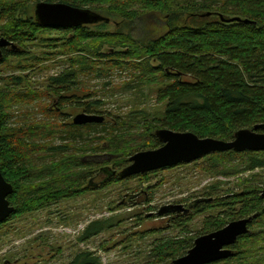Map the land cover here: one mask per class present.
<instances>
[{"label": "rangeland", "instance_id": "1", "mask_svg": "<svg viewBox=\"0 0 264 264\" xmlns=\"http://www.w3.org/2000/svg\"><path fill=\"white\" fill-rule=\"evenodd\" d=\"M0 1L17 7L14 21L33 19L37 0ZM99 2L109 14L99 12L108 15L110 21L86 26L87 33L139 34L142 35L141 41H149L165 35L170 23H190L193 19L178 14L172 21L170 15L151 11L134 0ZM128 11H137L139 20L122 18L121 13ZM4 25L5 22L0 20V28ZM71 39L72 33L53 30L35 33L21 43L15 42L22 54L9 56L6 62L0 63V89L36 93L38 97L29 102L18 101L7 109L12 115L7 126L21 127L24 121L36 125L50 122L44 108L55 107V102L59 101L49 90L53 87L51 77L70 68L73 61L84 58V62H93V68L92 71L81 72L76 85L62 93L69 99L60 110L63 121L68 122L76 114L85 112L83 106L86 104L87 107H94L91 113L103 115L108 122L116 117L123 119L127 129L117 134L116 141L129 149L122 152L125 156L108 162L110 168L124 164L129 152L161 146H154L144 136L149 122L163 115L165 103L156 100L160 82L153 80L152 74L147 75L136 68L133 65L135 59L119 62L120 65L116 66L107 64L108 61H115L114 52L125 51L126 48L113 49L109 41L94 37L80 43V51H71ZM99 43L102 44L99 52L104 57L95 54L94 48ZM150 63L156 65L153 59ZM105 133H85L82 139L75 140L71 152L61 155L78 158L77 161L73 159L75 163L71 169L84 175L80 177L83 187L109 156L114 157L120 151L99 148L94 152H74V148L89 143L101 145L108 139ZM60 139L58 137L53 143L58 145ZM47 154L44 163L35 161L41 170L61 157ZM240 157L208 154L189 163L110 181L97 189L50 203L42 209L9 217L0 227V264H67L82 251L97 257L99 264H171L170 258L158 259V245H173L183 238H196L207 233L210 224L226 223L227 216L240 211L242 197L247 198L251 191L261 193L264 167L243 170L247 160ZM81 158L84 161L90 158L96 165H79ZM100 179L101 176H97L94 182ZM200 197H208L210 202L200 203L189 215H180L178 219L176 212L158 214L164 206L181 204L187 207ZM95 220H110L114 225L82 240L84 228ZM250 230L259 234L254 243L248 241L242 251L249 252L248 248L253 250L254 245L259 246L255 256L244 252L241 257L218 264H264V215L252 223Z\"/></svg>", "mask_w": 264, "mask_h": 264}, {"label": "trees", "instance_id": "2", "mask_svg": "<svg viewBox=\"0 0 264 264\" xmlns=\"http://www.w3.org/2000/svg\"><path fill=\"white\" fill-rule=\"evenodd\" d=\"M39 1L42 0H37L35 3ZM43 1H57L76 7H88L96 13L109 17L99 12H109L108 9L102 7L100 0ZM134 1L144 4L151 11L170 15L172 21L178 14H185L186 17L193 19L190 23H170V28L165 35L149 41L148 39L141 41L142 35L139 34L137 36L87 33L85 30L87 27L84 25L72 28H47L39 25L34 17L28 21H14V12L17 7L0 1V20L5 22V25L0 28V38H7L15 45V50L1 49L0 63L6 62L9 56L21 55L22 51L15 42H24L38 32L56 30L62 33H72L69 43L71 51H80V43L85 39L93 40L97 37L109 41L113 49L126 48L125 51L114 52L112 55L115 56V61L113 63L108 61L107 64L116 66L120 65L119 62L135 59L136 62L133 65L136 68L142 69L147 75L152 74L153 80L160 82L161 86L157 90L156 100L159 103H165L163 115L159 119L151 120L150 125L148 124L144 131L146 132L144 136L154 146L162 144L154 134L160 128L180 132L189 131L201 138L211 137L228 141L233 139L234 133L239 129H253L257 124H264V0ZM139 16L137 11L121 13L122 18L134 21L139 20ZM220 17L225 19L239 17L240 21L224 22ZM245 19L248 22H244ZM102 24L106 22L96 25ZM100 45L102 44L99 43L94 51L97 56L104 57L99 52ZM152 59L156 65L150 63ZM92 68L93 62H84L82 58L73 61L71 67L64 72L51 77L53 87L49 90L58 97L59 101L55 102V107L44 108L49 118L53 116L55 118H47L50 122L40 125L24 121L21 127L7 126L6 123L12 116L7 109L18 101L24 103L35 100L38 94L16 92L10 88L0 89V172L13 188L12 193L7 197L10 205L14 207V212L9 219L25 212L42 209L50 203L77 196L86 190L97 189L110 181L121 179L117 172L129 163L128 157L134 151L129 152L125 163L118 164L117 168H110L108 162L120 159L121 155L125 156L122 152L129 149L128 146L125 147L116 141L117 134H122L123 130L127 129L124 120L116 117L108 122L105 118L102 123L76 125L71 120L63 121L64 116L60 112L62 107L69 102V99L62 96V93L76 85L81 72L92 71ZM90 104L95 106L94 102ZM87 105L83 106L84 111L91 113L94 107H87ZM259 131L264 132V129ZM94 132H106L108 139L101 145L88 142L87 145L83 144L74 148V152H94L99 148H111L114 152L117 150L120 152L108 158L83 187L81 184L84 182L80 183V177L84 175L81 176L71 169L75 163L73 159L77 161L78 158L76 156L73 158L72 155L68 157L61 155L71 152L75 140L82 139L85 133ZM57 135L61 138L58 145L53 143L57 140ZM47 153L61 157L51 162L50 167L44 166L41 170L35 165V161L44 163V156H47ZM210 154L217 157L241 156L240 158L247 160L243 170L264 167V151L228 150ZM78 164L96 165L90 158L86 161L81 158ZM112 171L116 173L112 174ZM97 176H101V179L94 182ZM203 198V201L195 199L188 204L187 213L176 212L175 216L179 219L180 215H189L200 203L210 202L208 197L201 199ZM262 202L261 195L254 191H251L247 198L242 197L240 211L227 216L226 223L255 214L256 216L252 217L248 224V232L241 235L235 244L230 246L233 255L211 264L229 262L241 257L245 252L242 251L243 246L248 241L254 243L259 233L251 231L250 228L253 222L264 215ZM175 219L177 218L173 220ZM3 223H0V227ZM226 223L210 224L207 233L223 227ZM113 225L110 220L91 221L84 228L81 239H88ZM194 239L195 237L183 238L173 245H158L156 248L158 259L162 261L170 258L172 262L187 252ZM248 249L249 252L245 253L255 256V252L259 251L260 247L254 245L253 250ZM249 258L253 259L251 256ZM67 264H99V261L88 251H82L76 253Z\"/></svg>", "mask_w": 264, "mask_h": 264}, {"label": "water", "instance_id": "3", "mask_svg": "<svg viewBox=\"0 0 264 264\" xmlns=\"http://www.w3.org/2000/svg\"><path fill=\"white\" fill-rule=\"evenodd\" d=\"M209 15V13H207ZM35 21L43 27L68 28L82 25L108 23L109 17L96 13L88 8L76 7L64 2L39 1L34 5ZM224 22L240 21L239 17L225 19ZM248 22V20H243ZM0 38V46L9 44ZM105 117L101 114L81 112L73 117V123L84 125L87 123H102ZM264 124H257L253 129L243 128L234 133L233 139L225 141L211 137L201 138L189 131H174L160 128L155 136L162 143L156 149L135 152L129 157V164L117 172L121 179L144 174L154 170L171 167L179 163H189L213 152L234 150L264 151ZM112 156H109V159ZM115 174V171L111 172ZM12 185L7 182L0 172V223L7 220L14 212L7 197L12 193ZM264 197V190L262 192ZM187 208L181 204L167 205L158 214L165 212L187 213ZM245 217L228 222L223 227L197 236L187 252L172 260L171 264H211L233 255L230 248L237 239L248 232V224L252 217Z\"/></svg>", "mask_w": 264, "mask_h": 264}, {"label": "flooded vegetation", "instance_id": "4", "mask_svg": "<svg viewBox=\"0 0 264 264\" xmlns=\"http://www.w3.org/2000/svg\"><path fill=\"white\" fill-rule=\"evenodd\" d=\"M98 24V23H97ZM90 25H96V24H90ZM84 26H89V25H84ZM47 28H52V27H47ZM68 28H72V27H68ZM55 29H59V28H55ZM2 38H4V37H2ZM4 39H6V40H8L10 43L9 44H5V45H2V46H0V57H1V49L2 48H7V49H12V50H15V45H14V43L11 41V40H9V39H7V38H4ZM87 113V112H86ZM73 120V117H72V119H71V121ZM73 122V121H72ZM82 160H85V159H82ZM263 190H264V188L261 190V197H262V201L264 202V197L262 196V192H263ZM202 197H200V198H198L197 200L198 201H203L204 200V198L203 199H201ZM184 206V205H183ZM185 207V206H184ZM187 207H188V205H187ZM187 207H185V208H187ZM263 209H264V205H263ZM188 211V210H187ZM180 213H184L183 211H181ZM245 218V217H244ZM238 219H241V218H238ZM235 220H237V219H235ZM233 221V220H232ZM230 222V221H229ZM226 225V224H225Z\"/></svg>", "mask_w": 264, "mask_h": 264}]
</instances>
